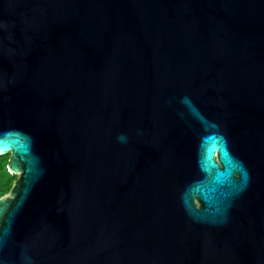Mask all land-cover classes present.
I'll use <instances>...</instances> for the list:
<instances>
[{
	"label": "water",
	"instance_id": "water-1",
	"mask_svg": "<svg viewBox=\"0 0 264 264\" xmlns=\"http://www.w3.org/2000/svg\"><path fill=\"white\" fill-rule=\"evenodd\" d=\"M0 264H264V0H0Z\"/></svg>",
	"mask_w": 264,
	"mask_h": 264
},
{
	"label": "trees",
	"instance_id": "trees-1",
	"mask_svg": "<svg viewBox=\"0 0 264 264\" xmlns=\"http://www.w3.org/2000/svg\"><path fill=\"white\" fill-rule=\"evenodd\" d=\"M11 175L7 172V169L2 170L0 169V197L8 193L7 191L10 190L9 186L12 180Z\"/></svg>",
	"mask_w": 264,
	"mask_h": 264
},
{
	"label": "rangeland",
	"instance_id": "rangeland-1",
	"mask_svg": "<svg viewBox=\"0 0 264 264\" xmlns=\"http://www.w3.org/2000/svg\"><path fill=\"white\" fill-rule=\"evenodd\" d=\"M9 157H10V155H6V156H3V157H0V169H2V170H5L6 169V165L8 163ZM17 178H18V176H13L12 177L11 184L9 186L10 187L9 189H11L12 184L16 181ZM7 192H9V190Z\"/></svg>",
	"mask_w": 264,
	"mask_h": 264
}]
</instances>
